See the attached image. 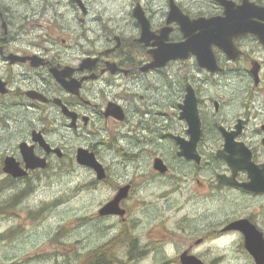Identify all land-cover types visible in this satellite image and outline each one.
<instances>
[{
	"label": "flooded vegetation",
	"instance_id": "obj_1",
	"mask_svg": "<svg viewBox=\"0 0 264 264\" xmlns=\"http://www.w3.org/2000/svg\"><path fill=\"white\" fill-rule=\"evenodd\" d=\"M223 1L229 11L220 0L135 1L117 17L90 0H0V217L37 219L42 186L85 172L93 192L111 190L94 215L95 264L139 263L162 246L176 249L156 264H258L248 249L264 250V0ZM171 5L195 39L185 59L161 62V45L184 41ZM233 14L251 26L233 33ZM188 95L198 160L181 118ZM117 196L118 213L101 215ZM194 198L201 210H189ZM146 199L160 216L144 233Z\"/></svg>",
	"mask_w": 264,
	"mask_h": 264
},
{
	"label": "rangeland",
	"instance_id": "obj_2",
	"mask_svg": "<svg viewBox=\"0 0 264 264\" xmlns=\"http://www.w3.org/2000/svg\"><path fill=\"white\" fill-rule=\"evenodd\" d=\"M135 1L152 0H90L97 10L105 11L107 15L114 12L117 17H126ZM73 174L63 185L55 181L42 186V193L34 201L46 200L48 208L37 219L31 220L25 213L16 219L0 217V264H83L92 249L102 244L98 233L102 224L98 223L95 228L94 215L110 197L111 190L99 188L93 192L89 175L76 171ZM148 193L147 190L145 194ZM196 199L189 200V210L202 209L201 201ZM147 200L139 202L136 210L141 218H135L140 223L139 230L144 233L153 230L160 216L156 213L159 203ZM159 249H149L150 253L135 264H156L164 255L171 258L176 247L162 246ZM124 253L125 249L120 256Z\"/></svg>",
	"mask_w": 264,
	"mask_h": 264
},
{
	"label": "water",
	"instance_id": "obj_3",
	"mask_svg": "<svg viewBox=\"0 0 264 264\" xmlns=\"http://www.w3.org/2000/svg\"><path fill=\"white\" fill-rule=\"evenodd\" d=\"M71 1L77 2L79 0H71ZM220 1L225 6L226 11H229L230 7L232 6V4H230L231 2H226L223 0H220ZM178 11L179 10L176 6L171 5V15H170L168 22H170L171 20L178 22L184 41L182 43L174 44L170 46L161 45L160 48L155 53V59L157 61L161 60V62H164L166 60H169L170 58L185 59L187 57V54L189 53V50L191 51L192 49V42L194 41L195 38L192 39L189 35V20L187 17L182 16ZM134 17L137 19L139 24H141V26L147 30V25L144 24V22H142L141 20L142 17L138 9L134 10ZM229 18H231L232 20H227V21L234 22L233 24H229V26L233 28L232 32L235 34L241 33V31L238 29L243 28V27L249 28L251 26L249 24H244V23L235 21L234 19L238 18L237 15L236 16H234V14L229 15ZM189 104L192 105L195 109V105L192 101L191 102L189 101V95H188L185 99L184 106L181 107V109L183 110L181 113V118L185 119L188 122L191 129L193 130V137H192L193 142L189 148V159L195 158V160H198V157L196 156L195 145H196V142L200 138L199 122L196 116H194L193 118H189ZM82 155H85V154H79L78 156V162L80 164L93 168L94 170L97 171L98 174H101L103 172L101 166L95 161L92 155L89 156V158L82 156ZM8 168L10 172H13L14 169H12L10 166ZM99 178H102V177H99ZM120 200H121V196H117L113 201L109 202L101 209L100 214L105 216V215H111V214L118 213L117 206ZM248 250L252 254V256L254 257V259L256 260L258 264L264 263V250L259 249V248H249ZM182 262L183 264H190L188 260L187 261L182 260Z\"/></svg>",
	"mask_w": 264,
	"mask_h": 264
},
{
	"label": "bare ground",
	"instance_id": "obj_4",
	"mask_svg": "<svg viewBox=\"0 0 264 264\" xmlns=\"http://www.w3.org/2000/svg\"><path fill=\"white\" fill-rule=\"evenodd\" d=\"M61 1V0H60ZM60 9V8H59ZM67 14V13H66ZM84 153V152H83ZM95 157V156H94ZM94 159H96V158H94ZM101 165V164H100ZM103 168V167H102ZM97 176V175H96ZM101 180V179H100ZM122 187V186H121ZM127 190V189H126ZM128 191V190H127ZM128 193V192H127ZM3 210H5V209H3ZM2 211V210H1ZM6 214V213H5ZM5 214H4V216H5ZM10 215V214H9ZM6 216H8V214L6 215ZM12 218H13V216H12ZM12 232V231H11ZM11 232H9V234L11 233ZM14 233V232H13ZM13 235V234H12ZM3 239V238H2ZM132 243V242H131ZM116 244H117V241H116ZM114 245H112V247H113ZM115 247V246H114ZM103 248V247H102ZM106 248H107V246H106ZM106 249H105V246H104V251H105ZM110 250V249H109ZM109 250H107V251H109ZM111 250H113V249H111ZM130 252H131V250H129ZM134 251V250H133ZM132 251V252H133ZM106 252V251H105ZM105 252H104V255H105V258H106V254H107V252H106V254H105ZM111 251H109V253H110ZM135 252V251H134ZM112 253V252H111ZM110 253V254H111ZM92 254V253H91ZM110 254H107L108 256H107V259H109V257L111 256L112 257V255H110ZM90 255V254H89ZM97 255V254H96ZM110 255V256H109ZM137 255V254H136ZM91 256V255H90ZM89 256V257H90ZM132 256H133V254H132ZM104 258V257H103ZM129 258H130V256H129ZM92 259H93V257H92ZM95 259V258H94ZM110 260H112V259H110ZM110 262H112V261H110ZM108 263V262H107ZM109 264V263H108Z\"/></svg>",
	"mask_w": 264,
	"mask_h": 264
},
{
	"label": "trees",
	"instance_id": "obj_5",
	"mask_svg": "<svg viewBox=\"0 0 264 264\" xmlns=\"http://www.w3.org/2000/svg\"><path fill=\"white\" fill-rule=\"evenodd\" d=\"M83 264H95V262L89 257V259H87V261Z\"/></svg>",
	"mask_w": 264,
	"mask_h": 264
}]
</instances>
